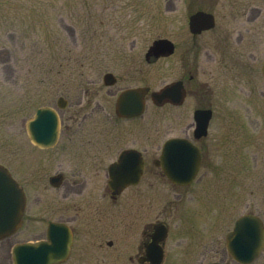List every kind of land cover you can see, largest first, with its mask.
Listing matches in <instances>:
<instances>
[{
  "label": "flooded vegetation",
  "instance_id": "1",
  "mask_svg": "<svg viewBox=\"0 0 264 264\" xmlns=\"http://www.w3.org/2000/svg\"><path fill=\"white\" fill-rule=\"evenodd\" d=\"M241 1L185 0L181 55H176L177 43L172 40L173 51L165 56L177 57L180 74L163 85L178 84L180 102L171 97L156 103L152 99L156 90L149 85L129 86L147 88L145 109L148 95L154 106L170 107L166 124L170 133L160 144L156 134L148 135L142 148L122 145L119 136L59 135L49 147L33 143L41 151L34 156L25 152L20 160L10 156L6 167L26 198L16 233L26 223L30 202L41 208L37 221L45 223L43 237L22 241L45 238L49 223L54 222L66 226L71 234L67 258L55 264H181L177 263L181 256L182 264H242L230 256L227 235L245 215L258 217L264 227V205L252 199L254 191L264 189V171L255 178L251 164L241 161L248 154L251 159L254 152L248 146L251 136L236 135V85L246 75L248 82L250 75L257 79L262 75L264 48L258 51V47L260 43L264 47V0H245L240 5ZM198 11L209 16L195 20L193 28L200 30L193 32L191 17ZM158 59L145 60L153 63ZM242 88L244 94H251L250 89ZM221 106L233 123L220 132L212 126ZM219 120V126L225 127L221 121L226 119ZM172 138L189 142L192 155L197 153L199 165L187 183L172 181L162 168V148ZM181 147L175 143L171 149L179 157L191 153L188 147ZM125 150L136 151L142 168L135 183L121 185L110 177V169ZM111 155L114 158L109 161ZM53 176L57 180L52 181ZM93 176L96 182H92ZM175 217L182 227L172 231ZM198 222H204L206 229L197 231ZM221 222H231L222 233ZM183 237L188 242L181 249L178 245ZM77 239L82 240L79 246H75ZM263 251L264 241L259 256ZM72 258L75 261L68 263Z\"/></svg>",
  "mask_w": 264,
  "mask_h": 264
},
{
  "label": "rangeland",
  "instance_id": "2",
  "mask_svg": "<svg viewBox=\"0 0 264 264\" xmlns=\"http://www.w3.org/2000/svg\"><path fill=\"white\" fill-rule=\"evenodd\" d=\"M184 2L0 0V163L6 165L12 155L20 160L24 152H41L30 140L26 124L38 107L46 105L58 111L59 135L119 136L122 145L142 148L147 145V136L156 134L160 144L170 133L166 131L170 107L154 106L148 95L141 116L122 118L116 115L115 100L125 87L149 85L157 90L180 74L177 57L148 63L145 52L153 40L167 37L177 43L176 55L180 57L186 35ZM263 48L260 43L258 51ZM108 71L117 79L111 86L102 81ZM255 76L250 75L249 82L247 75L237 79L239 121L235 131L252 138L248 146L254 154L241 161L251 164L256 178L264 171V79L261 73L259 79ZM242 86L251 94H244ZM59 96L67 100L64 108L56 105ZM220 109L212 129L227 131L233 122L222 113V106ZM176 111L181 112V108ZM219 119H226L221 121L225 127L219 126ZM113 158L111 155L109 161ZM96 179L99 182L100 177ZM92 182H96L94 176ZM39 192L43 193L41 188ZM252 199L264 205V189L254 191ZM40 209L30 202L23 228L9 240L0 241V264H13L10 242L13 245L44 236L45 223L37 221ZM171 223L172 231L182 227L178 217ZM230 225L221 222L220 232ZM195 226L197 231L206 229L204 222ZM187 240L183 237L179 248H186ZM181 257L177 263L182 264ZM74 261L72 258L68 263ZM250 264H264V251Z\"/></svg>",
  "mask_w": 264,
  "mask_h": 264
},
{
  "label": "water",
  "instance_id": "3",
  "mask_svg": "<svg viewBox=\"0 0 264 264\" xmlns=\"http://www.w3.org/2000/svg\"><path fill=\"white\" fill-rule=\"evenodd\" d=\"M209 14L198 11L191 17L193 32L200 28L195 20L207 18ZM174 45L167 38L155 39L146 52V58L156 59L161 55H168L173 51ZM264 75V63L262 66ZM104 83L111 85L116 79L111 72L103 76ZM147 88H127L122 90L116 100V113L123 117H133L142 114L145 106L144 94ZM175 94V95H174ZM172 97L175 103L180 102L181 92L178 84H169L159 91L152 93V99L156 103H163ZM67 104L62 96L57 99V106L64 108ZM209 117V116H208ZM206 118V121L208 119ZM202 127H206L205 124ZM27 131L33 142L42 147L51 146L56 141L59 133V116L57 111L49 106L39 107L34 116L27 122ZM179 143L182 148L188 147L191 153L185 157L177 156L171 149L172 145ZM193 146L183 139H170L165 142L160 156L162 168L165 174L172 181L187 183L194 176L199 160L192 155ZM135 150H125L120 154L119 159L111 165L110 177L116 182L125 185L135 183L139 176V169L142 168V161L136 160ZM137 163V167H134ZM186 167L183 172L175 171L174 168ZM132 171V172H129ZM52 177V181L57 180ZM25 206L23 190L11 177L8 170L0 164V239L6 238L16 231L22 221V214ZM264 241V228L260 219L256 216L245 215L238 218L233 230L227 235V249L230 255L240 263H250L259 254ZM71 245V234L64 225L50 222L46 239L23 242L14 245L12 257L14 264H54L65 260L69 254ZM158 263V262H157ZM212 264H228L215 262Z\"/></svg>",
  "mask_w": 264,
  "mask_h": 264
}]
</instances>
